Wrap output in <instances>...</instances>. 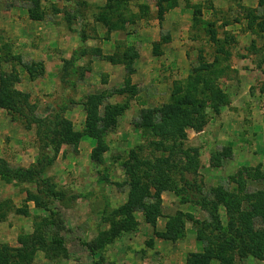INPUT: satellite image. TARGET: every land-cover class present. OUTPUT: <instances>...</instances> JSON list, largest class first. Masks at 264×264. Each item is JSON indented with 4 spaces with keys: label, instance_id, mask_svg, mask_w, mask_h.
Instances as JSON below:
<instances>
[{
    "label": "rangeland",
    "instance_id": "rangeland-1",
    "mask_svg": "<svg viewBox=\"0 0 264 264\" xmlns=\"http://www.w3.org/2000/svg\"><path fill=\"white\" fill-rule=\"evenodd\" d=\"M159 3L128 0L125 9L112 3L120 10L108 15L109 0H0V73L15 67L20 80L14 87L29 104L16 103L12 111L0 106V245L10 259L187 264L212 240L250 250L246 256L228 250L231 264H264V241L252 251L213 195L238 193L234 205L249 211L258 200L252 195L264 189V0H164L162 20ZM141 4L149 6L147 17L138 16ZM197 6L202 14L195 21ZM129 16L131 22L117 26L123 24L118 18ZM41 50L58 60L36 59ZM124 53L129 63L118 61ZM17 55L40 62L37 78ZM48 71L56 74L55 93L40 96ZM24 74L39 92L20 83ZM126 85L130 90L118 93ZM14 87L7 89L13 102L19 97ZM189 92L200 103L193 116L201 128L188 127L181 143L199 151L196 181L192 173L185 181L182 167L174 169L176 191L161 192L162 213L151 223L131 202L132 167L142 172L136 158L155 161L171 144L158 149L151 143L161 138L138 125L141 110ZM124 104L121 113L109 108ZM89 115L105 119L97 124L101 141L87 133ZM55 130L61 131L58 140ZM66 131L78 141H62ZM29 167L31 173L22 172ZM140 183V200L155 202L148 194L154 192L151 179L142 176ZM172 216L175 239L161 235ZM255 225L262 227L260 219Z\"/></svg>",
    "mask_w": 264,
    "mask_h": 264
},
{
    "label": "trees",
    "instance_id": "trees-1",
    "mask_svg": "<svg viewBox=\"0 0 264 264\" xmlns=\"http://www.w3.org/2000/svg\"><path fill=\"white\" fill-rule=\"evenodd\" d=\"M127 1L128 0H109V6H108V9H106L109 11L108 15L112 14L113 12H116L117 10H120V9L116 10L115 4H112V3H116L119 7L125 9L124 6ZM163 1L164 0H161V4L159 3L160 12L158 16L161 18V20L165 12L164 11L165 6L162 3ZM173 1L175 2V0ZM140 10L141 11L138 14L140 18L148 16V13H149L148 5L141 4ZM201 10L202 9L199 6L195 7L194 9L195 21H196V16H198L197 14H200V15L202 14ZM31 17L36 18V16H31ZM122 18L123 17L118 18L121 21V23H123V24L117 25L118 27L124 26L125 23L132 21L130 20V16L127 18L125 17L124 20ZM124 54L125 55H123V59L118 60V61L129 63L128 53H124ZM15 57L17 59V62L21 64L27 70L29 76L32 79H35L38 77L39 74H37V72L41 69L40 62H35V61L23 62V60L21 59V56L17 55ZM110 59L112 62L117 61L115 59V56H111ZM7 61H10V60H7ZM128 68H130L129 65H128ZM205 68L208 70V68L210 67H205ZM196 69L200 70L201 68H196ZM192 77L193 76H191L190 79ZM198 77L203 78V79L205 78L202 72H199ZM19 80H20L19 74L17 70L15 69V67H13V70L10 72L3 71L0 73V106L9 109V111H12L15 109L14 106L16 103L21 102V105L26 109L28 107L27 105H29L27 94H25L24 92L20 90H17L14 87L15 83H17ZM10 86L16 89L14 90V93L19 96L15 102H13V100L7 94V89ZM194 87L197 90L199 89V86L197 84H195ZM129 90H130L129 85H126L125 88L119 89L118 93L124 94ZM181 91H182V87L177 86L176 92H178V94L181 95L182 94ZM180 95L177 96L173 102L171 101L168 103H163L161 106L142 109L141 110V120L138 123L140 127H145V128L150 129L153 134L161 138V140L151 141V143L158 144L159 145L158 147H161L158 149H163L162 144H165V143L171 144V146H167V145L164 146L165 149H168L169 147V153L164 156L163 155L157 156L155 158V161H152L150 159H141L139 161V159L136 158L135 159L136 162L138 163L140 162V164L145 166L142 172H139V171L137 172L138 168L136 166L132 167L134 171L133 178L136 175L137 176L132 183V190H131L132 192L130 193V195H132V197H130L131 202L137 205L139 208H143L146 211V219L151 223L156 222V218L162 213L161 212L162 210L160 208L161 201H162L161 192L164 190L176 191L171 185L173 170L174 169L176 170L178 167H182V171L180 172L181 173L180 175L185 181H189L188 173H192L194 181H196L195 178L197 177V173H198V163H199L198 149L193 148V147L185 148L183 144L181 143V141L187 138L186 130L188 127H191V128L200 127L201 128V125H196L198 118H195L193 116L195 112L199 111L198 107L200 106V103L195 99L194 95L191 94V92L187 94H183V96H180ZM126 106L127 104H124L121 106L110 105L109 108L111 110L112 108L114 109L117 108V111L121 113L125 110ZM89 111L91 113V110ZM35 119L33 118V120ZM103 120L105 119H102L100 116H96L95 118H93L92 115H89L87 118V128H88L87 133H89L91 136L96 137L99 140V137L102 134V129L98 128L97 124L98 122H102ZM31 123L32 122H30V124ZM60 133H61L60 130H55L56 140H58L59 137L61 136ZM66 135L68 137L62 138L63 139L62 141H65L67 143L69 142L75 143L74 141L76 140L73 141L72 139V136L75 134L72 133V131H66ZM97 153L98 152L94 154V157H96V159H99ZM1 165L3 166L5 164L2 163ZM6 170L7 172H9L8 168H6ZM21 170L22 172L31 173L32 167H29L28 169L21 168ZM142 176L145 177L146 179H151L150 186L154 188V192H151L148 186V191H150L148 192V194H150V196L155 200V202H152V204L142 202L140 200L141 192L139 193L137 186L141 184L140 181H141ZM240 189L242 190V188ZM221 191L222 192H220L219 194L217 193L213 194L216 199V202L214 204H216L217 206L218 205L225 206L228 212V216H229L228 221H230V226L236 231L242 233L243 239L246 241L248 245L254 247L252 248V251H255V248L259 247V245H262L264 241V189H261L257 191L254 195H252L258 198V200L254 202L253 204H251L252 208L249 211H242L241 209L242 206L240 207V205H234V204L239 203L238 193H233V192L226 193L224 190H221ZM249 197L251 196L249 195ZM136 198H138L139 200L137 201ZM240 209L241 211H240V214L238 215L236 211H239ZM178 215H181V213H178ZM259 219H260V222L262 223V227L256 228L255 222ZM176 220L177 218L173 216L169 218L167 222L168 227L166 228L165 232L161 233L162 236L166 238H171L169 235V233H171L173 236V239L177 238L176 234L178 233L177 232L178 230L174 228L173 226L171 227V222H173L174 224ZM199 238L202 239L201 236ZM224 243L225 242L215 243L214 241L211 240V243L205 248L203 252L192 253L189 256V258H187V264H210V260L212 259H218L221 262L223 261V264H231V261L227 256L228 250L236 252L239 256H246L250 252V250H247V249L244 250V246H243V251H236L234 250V248L226 246V244L224 245ZM247 244H246V248H247ZM23 253H20L19 255H22ZM1 256L2 258H0V264H25L24 261L21 260L20 258L18 260L10 259L9 256L6 254V249H2V246L0 245V257Z\"/></svg>",
    "mask_w": 264,
    "mask_h": 264
},
{
    "label": "crops",
    "instance_id": "crops-1",
    "mask_svg": "<svg viewBox=\"0 0 264 264\" xmlns=\"http://www.w3.org/2000/svg\"><path fill=\"white\" fill-rule=\"evenodd\" d=\"M20 12V10H19ZM12 19V18H11ZM11 25H13V23H11ZM76 36V35H75ZM33 51L36 52V47L33 46ZM37 54L39 56H35V58H40L42 57L44 59V62L47 63V62H53L54 60H56V56H55V53H53V51H50L49 50V53L47 54L45 51L41 50L39 53L37 52ZM41 59V58H40ZM58 60V59H57ZM55 66L58 68L59 67V64L58 62L55 63ZM55 77H56V74L54 71H48L47 74H46V77L41 79L43 80L44 82V85H43V88H45L42 92H39L40 90L39 89V85L37 83H34L33 81H30L26 74H24L23 76V80L21 79V84H22V81H27L29 83V85L31 86V88H35L39 93H40V96L43 95H47V94H51L50 92L52 93H55L54 90V87H55Z\"/></svg>",
    "mask_w": 264,
    "mask_h": 264
}]
</instances>
